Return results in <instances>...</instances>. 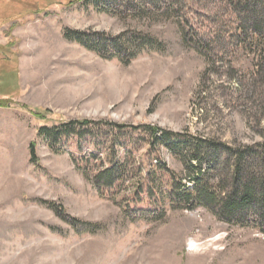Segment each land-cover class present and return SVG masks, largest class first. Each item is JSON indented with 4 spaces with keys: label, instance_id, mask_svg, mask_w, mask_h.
<instances>
[{
    "label": "rangeland",
    "instance_id": "rangeland-1",
    "mask_svg": "<svg viewBox=\"0 0 264 264\" xmlns=\"http://www.w3.org/2000/svg\"><path fill=\"white\" fill-rule=\"evenodd\" d=\"M140 1L0 0V264H264V233L172 208L159 178L161 196L138 186L159 162L183 170L163 143L147 154L148 126L262 140L264 57L198 49L204 27L220 35L238 22L230 0ZM132 36L157 46L131 57ZM83 120L79 137L40 131ZM113 141L125 181L104 187Z\"/></svg>",
    "mask_w": 264,
    "mask_h": 264
},
{
    "label": "trees",
    "instance_id": "trees-1",
    "mask_svg": "<svg viewBox=\"0 0 264 264\" xmlns=\"http://www.w3.org/2000/svg\"><path fill=\"white\" fill-rule=\"evenodd\" d=\"M230 5L238 18L236 25L230 29L227 27L220 35H217L218 30L215 28L204 27L201 34L199 33L201 37L197 42L198 49L207 52H211L212 49L213 53H221L236 44L237 47L254 48L260 57H264V0H230ZM182 30L183 33L186 32L185 27H182ZM73 34L79 36L80 33ZM207 39L211 40L208 44L205 43ZM125 44L131 57L137 55L135 49L138 47L157 46L152 36L128 37ZM93 49L98 52L97 48ZM7 105L8 101L0 100V106ZM32 111L38 118L45 117L42 111ZM89 124H91L89 120L61 122L55 126H43L40 131L45 138L52 141L55 136L74 134L79 137L84 131L82 128L88 127ZM114 128L118 130L117 136L125 135L123 125L115 124ZM144 129L151 137V142L149 141L151 148L147 154L157 150L156 143H163L183 163V170L178 176L176 172L159 162L155 165L159 174L154 170H148L143 178L147 182H139L138 186L145 187L150 195L160 193L158 195L161 196L162 192L157 184L164 181V184L169 186L166 197L172 208L194 209L201 206L223 221L251 226L264 233V135L261 141L243 144L194 136H189L188 140L180 134L158 126H148ZM114 142L109 149L110 166L102 172L107 174L104 187L117 186L125 181L122 177L125 170L122 160L114 162L116 154ZM136 142L133 141L132 144ZM30 152L31 160L36 161L35 143L30 144ZM189 184L192 186H188ZM137 192L141 193L140 190ZM142 217L150 219L147 214Z\"/></svg>",
    "mask_w": 264,
    "mask_h": 264
}]
</instances>
